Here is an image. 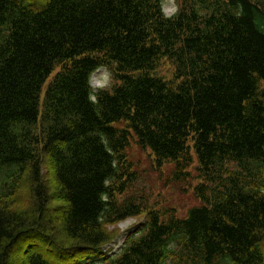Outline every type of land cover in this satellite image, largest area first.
<instances>
[{"label":"trees","instance_id":"16d2710c","mask_svg":"<svg viewBox=\"0 0 264 264\" xmlns=\"http://www.w3.org/2000/svg\"><path fill=\"white\" fill-rule=\"evenodd\" d=\"M177 2L0 0V264H264V2ZM133 141L200 203L136 194Z\"/></svg>","mask_w":264,"mask_h":264},{"label":"rangeland","instance_id":"374dc122","mask_svg":"<svg viewBox=\"0 0 264 264\" xmlns=\"http://www.w3.org/2000/svg\"><path fill=\"white\" fill-rule=\"evenodd\" d=\"M261 2H264V0H261ZM177 4V0H164L165 12L172 14L177 10ZM157 73L171 79L174 75V67L168 60H163L159 65ZM112 83V72L108 67L96 71L92 77V85L95 88H107ZM127 154L129 161L133 165V170L139 174L138 180L133 185L136 190L135 193L144 196L149 201V204L156 203L162 209L172 208L178 216H184L192 206L200 203L194 191V187L201 181L197 171V162L188 168L190 172L188 180L176 183L172 176L175 170L174 163L166 162L161 167H158L154 155L149 150L141 149L135 141L127 149ZM46 163L48 162L45 157L43 175L44 178H51L52 172ZM15 198H18L20 201V203L17 202L20 205L19 207L27 208L32 206L27 189L19 191ZM9 202L11 201L8 200ZM139 220L137 217L129 218L115 226H110L111 231L115 229L120 232L117 236V241L110 245L114 248V252L118 251L123 245L126 233L134 230L135 227L137 228ZM39 238L43 242L46 241L41 236ZM23 248L24 246L19 249ZM43 250L51 254L49 249L45 248Z\"/></svg>","mask_w":264,"mask_h":264}]
</instances>
